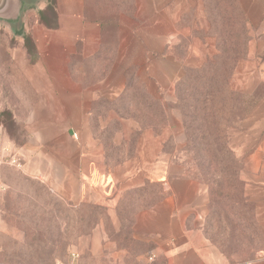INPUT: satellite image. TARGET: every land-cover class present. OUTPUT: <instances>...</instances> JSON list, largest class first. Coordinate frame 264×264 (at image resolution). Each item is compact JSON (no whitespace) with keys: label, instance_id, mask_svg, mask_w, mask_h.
Segmentation results:
<instances>
[{"label":"rangeland","instance_id":"obj_1","mask_svg":"<svg viewBox=\"0 0 264 264\" xmlns=\"http://www.w3.org/2000/svg\"><path fill=\"white\" fill-rule=\"evenodd\" d=\"M212 3L206 1L207 30L193 29L175 40L120 41L62 39L56 0H36L19 29L0 23V126L12 143L22 145L30 131L48 121L47 116L59 126L63 119L65 128L78 124L71 111L76 85L98 92L99 97L86 101L90 111L87 129L103 147L106 166L114 168L132 160L139 147H145L146 155L160 147L163 154L181 159L188 174L208 189L202 217L204 236L229 262L243 263L255 259L264 245V201L249 199L242 178L248 165L235 153L234 143L251 142L242 128L246 117L261 107L258 101L264 97V84L253 95L234 91L232 79L238 65L248 58L253 30L234 0H220V7H212ZM95 18L86 9V23ZM179 25L193 27L183 21ZM104 27L102 24V32ZM20 30L33 39L34 61L17 34ZM234 58H239L235 67ZM40 70L48 75V97L40 92L26 97V74L35 79ZM200 70L217 86L220 73L230 74L228 86L235 94L223 104L225 150L220 147V156L214 151L209 160L205 155L210 157L208 152L216 147L201 146L197 141L188 144L176 107L177 83L186 72L194 77ZM110 80L120 82L122 90L116 97H103L100 91L109 88ZM183 92L189 90L183 87ZM206 106V116L217 115ZM260 122L264 125V119ZM197 125L195 122L193 128ZM202 158L212 164L200 166ZM17 167L9 158L1 168L0 264H106L104 257L95 260L88 250L90 240L104 243L106 238L116 243L118 253L122 249L129 252L125 261H135L138 246L130 241L132 217L126 208L130 194H123L117 214L111 216L104 206L77 203L71 190L62 194ZM73 252L79 255L75 261ZM120 259L114 264H121Z\"/></svg>","mask_w":264,"mask_h":264},{"label":"crops","instance_id":"obj_2","mask_svg":"<svg viewBox=\"0 0 264 264\" xmlns=\"http://www.w3.org/2000/svg\"><path fill=\"white\" fill-rule=\"evenodd\" d=\"M206 1L56 0L59 35L71 40H175L193 29L207 30L209 4L206 5ZM214 1L217 3H212ZM234 2L253 32L248 58L236 68L232 86L234 91L253 95L255 89L264 84V0ZM209 3L220 7V0H209ZM86 9H91V14L96 16L88 23ZM182 21L193 27L182 28L179 25ZM102 24L105 25L103 32ZM76 25L81 28L76 30ZM39 72L35 79L33 74H26V97L39 92L48 97V75H43L42 70ZM82 87L81 83L76 85L71 93L74 99L71 111L78 120L77 125L65 128L63 119L59 126L47 116L48 121H41L40 127L30 131L22 145L12 143L0 126V183L2 164L9 159L6 158L9 149L19 162L17 168L25 174L55 186L62 194L71 190L72 199L77 203L104 206L111 216L117 214L123 194H130L126 208L132 217L130 241L138 246L135 261H125L129 252L122 249L118 253L116 243L107 238L104 243L90 240V254L95 260L104 257L106 264L117 263L118 257L121 264H264V245L255 259L232 263L206 239L202 217L208 189L188 174L181 159L163 154L158 150L160 147H154V153L148 155L144 153L145 147H139L132 160L114 168L106 166L103 147L87 129L90 111L86 101L89 97H99L98 92ZM108 87L100 91L103 97H116L122 90L118 81H108ZM258 103L261 107L246 117L242 128L251 142L234 143V151L245 158L248 165L242 178L249 199L264 201V125L260 122L264 119V97ZM142 193L144 196L139 197ZM151 255L155 258L149 262Z\"/></svg>","mask_w":264,"mask_h":264},{"label":"trees","instance_id":"obj_3","mask_svg":"<svg viewBox=\"0 0 264 264\" xmlns=\"http://www.w3.org/2000/svg\"><path fill=\"white\" fill-rule=\"evenodd\" d=\"M17 34L22 37L24 47L32 61H34L36 47L31 35L24 33L23 30L17 31ZM238 60L239 58H234V67ZM231 69H229V73H231ZM198 73L197 76L190 77L189 73L186 72L184 77L177 83L175 91L177 97L176 107L182 115L186 141L188 144L197 141L201 146L216 147V150L208 152L211 154L210 157L205 155L209 160V158L213 159L214 151L220 156V147H224L223 150H225V131L227 127L224 125L223 104L225 103L226 98L232 97L235 94L228 86V78H230V74L226 73L224 75L220 73V86H217L209 79L210 77L205 74V71L203 72V70H200ZM183 87H186L189 92H183ZM193 98H195L194 101H192ZM219 103L220 108L217 107ZM206 105L212 110V113H217L215 116L210 115L212 117L211 120H209L211 118L210 116L205 115L206 110H208ZM188 108H192L191 111H189ZM218 113H220V117L218 116ZM2 115L3 112H0V117ZM195 122H198V125L193 128ZM201 160L202 162H200V166L208 163L212 164L211 161H203V158ZM216 171H220V169L216 168ZM202 175H204V172ZM202 175L201 177H203Z\"/></svg>","mask_w":264,"mask_h":264},{"label":"water","instance_id":"obj_4","mask_svg":"<svg viewBox=\"0 0 264 264\" xmlns=\"http://www.w3.org/2000/svg\"><path fill=\"white\" fill-rule=\"evenodd\" d=\"M36 0H0V23L12 29H19L26 11L35 5Z\"/></svg>","mask_w":264,"mask_h":264},{"label":"built area","instance_id":"obj_5","mask_svg":"<svg viewBox=\"0 0 264 264\" xmlns=\"http://www.w3.org/2000/svg\"><path fill=\"white\" fill-rule=\"evenodd\" d=\"M6 152L8 153V157L10 158V163L19 167L20 166L19 165V162L16 159L14 153L10 152L9 149H7ZM71 258H72V261H75L77 258H79V255L76 254L75 252H73L71 254ZM154 258H155V256L154 255H151L149 257V262H151Z\"/></svg>","mask_w":264,"mask_h":264}]
</instances>
